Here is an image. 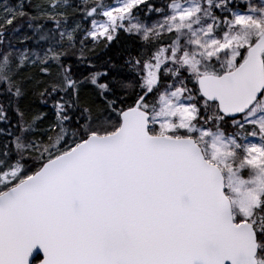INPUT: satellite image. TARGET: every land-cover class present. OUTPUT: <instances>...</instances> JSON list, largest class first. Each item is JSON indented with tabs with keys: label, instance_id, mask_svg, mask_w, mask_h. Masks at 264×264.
Segmentation results:
<instances>
[{
	"label": "snow or ice",
	"instance_id": "6c2138e0",
	"mask_svg": "<svg viewBox=\"0 0 264 264\" xmlns=\"http://www.w3.org/2000/svg\"><path fill=\"white\" fill-rule=\"evenodd\" d=\"M0 264H264V0H0Z\"/></svg>",
	"mask_w": 264,
	"mask_h": 264
}]
</instances>
